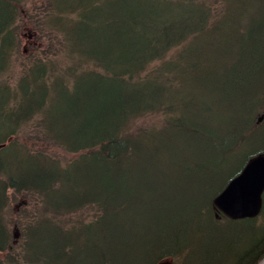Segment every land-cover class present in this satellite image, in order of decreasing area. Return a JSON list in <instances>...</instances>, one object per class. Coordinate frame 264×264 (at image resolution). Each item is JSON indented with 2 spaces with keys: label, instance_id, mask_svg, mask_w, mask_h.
<instances>
[{
  "label": "trees",
  "instance_id": "16d2710c",
  "mask_svg": "<svg viewBox=\"0 0 264 264\" xmlns=\"http://www.w3.org/2000/svg\"><path fill=\"white\" fill-rule=\"evenodd\" d=\"M61 1H57L56 11L64 6ZM98 1L90 6L97 5ZM220 1L224 7L214 14V3L210 0H106V43L109 34L115 37L113 33L122 34L123 41L119 46L114 44L107 51L106 61H102L82 49L75 57L76 51L71 46L74 30L70 27L83 17L84 10L74 6L73 0L68 8L79 18L62 22L59 18L60 27L56 26L55 30L66 35L67 56L91 67L83 70L80 66L84 64L76 63L70 68L69 76L77 81L75 89H80L85 80L93 79L105 86L106 93L90 97L82 94L75 115L55 113L53 107L59 98L53 91L60 79H54L50 86L41 82L49 81V67L37 61L20 81V103L11 110L5 104V109L0 106V132L7 128V132L0 133L1 253L8 252L12 245L4 214L11 200L9 193L14 192L16 196L30 197L32 203L26 208L35 207L30 213L23 211L24 216L34 217L30 225L23 226L21 247L24 257L21 263L16 260V264H159L165 259H179L181 264H189L192 258L189 239L195 235L214 236L220 241L224 239L219 235L223 226L230 235L239 236L245 245L239 253L234 252L232 264H259L264 260V194L261 213L254 219L232 221L214 204L215 198L247 163L264 154V144L247 156L240 167L230 170L225 179L219 180L217 164L206 163L218 158L220 148L211 140L209 132L200 127L199 112L186 104L181 114H189L192 110V119L189 124L182 125L174 107L178 98L170 102L168 95L173 88L200 85V52L194 51L195 61L182 70L184 79L192 80L193 84L184 83L174 75L173 60L154 69V65L164 61L174 49H179L176 51L178 58L182 53L185 56L193 43L216 28V20L241 0ZM25 2L27 0H0V16H3L0 18L3 23L0 25V75L19 49L20 7ZM196 9L199 14H194ZM182 11L189 13V18L175 20ZM231 39L241 57L235 64L239 68L240 82L234 84L236 90L226 102L233 103L228 106L241 120L229 130L231 136L240 125L247 129L235 146L241 149L264 128V121L258 124V118L264 115V17L255 26L250 25L247 33ZM117 40L115 37L113 42L117 43ZM242 56L247 59L246 66ZM24 83L30 84L27 92ZM4 89L8 91V88ZM90 98L97 104L91 103ZM238 104L240 108H233ZM251 104L255 109L245 118L244 113ZM159 112L172 113L163 129L143 130L137 135L124 134L132 120ZM41 114L40 125L45 128L46 139L70 153L83 152L79 157L80 167L72 175L66 166L31 155L22 148L36 162L35 166L28 173L21 172L18 167L16 173L11 168L8 170L4 157L12 147H18L16 140L11 143L8 140L16 137L24 123ZM91 123L95 125L92 128ZM11 124L13 128L8 129ZM166 142L200 148L207 158L199 175L188 174L186 195L175 208L174 201L163 198L169 182L157 186L158 199L154 204L149 203L146 191L151 178L144 172L148 163L142 166L146 162L142 151L149 153V162L160 150H168ZM76 178L84 181L75 183ZM65 185L69 186V193H63ZM199 190L205 193L197 194ZM84 210L93 212V218L79 221L78 226L69 223L71 217ZM12 257L9 254V261L15 260ZM6 263L7 260H0V264Z\"/></svg>",
  "mask_w": 264,
  "mask_h": 264
},
{
  "label": "rangeland",
  "instance_id": "374dc122",
  "mask_svg": "<svg viewBox=\"0 0 264 264\" xmlns=\"http://www.w3.org/2000/svg\"><path fill=\"white\" fill-rule=\"evenodd\" d=\"M57 1L61 0H27L20 7L21 17L18 23L20 27V46L18 51L11 57L10 65H7L5 71L0 75V106H3V108L5 104L6 108L11 110L20 103V81L26 75L28 68L37 61H42L49 67V81L41 80V82L50 86L54 79H60L58 80V87L53 91V95L59 98L58 103L53 107V109L55 108V113L67 112L68 115H75L77 107L82 102L80 99L82 94L85 97H90L92 94L105 95V86L93 79L85 80L80 89H75L77 81L73 80L69 75H71L70 68L78 63L79 60L67 56L65 48L66 35L56 31L55 27H60L57 23L59 18H62L61 22L63 20L77 21L78 14L73 15L74 12H70L71 8H68V6L73 4V0L61 1L60 4L64 6L56 11ZM210 1L214 3V14L222 6L224 7V3H221L220 0ZM95 2L96 0H75L73 5L80 10H84V15L82 18L78 17L79 20L74 27H70V30H74L71 46L76 51V58L78 57L77 52L82 49L92 57L106 61V54L109 53L107 51L114 44L119 46L123 41V36L112 32L118 39L117 43L113 42L115 37L110 34L106 43V0H99L97 5L91 7L90 5ZM194 14H199V11L196 9ZM178 15L175 18L178 21H184L190 16L189 13H183V11L180 14L178 13ZM2 17L0 16V18ZM263 17L264 0L238 1L232 5L227 14L221 15L216 20V28L202 35L197 42L193 43L191 51L188 50L185 56L182 53L181 57L178 58L179 53L176 51H179V49H174L165 57L164 61L157 62L154 65V69L161 68L165 63L173 60L175 63L172 65L174 75L182 79L184 83L193 84L192 80L189 79L187 81V79H184L182 70L188 67V63L195 61L194 51L200 52L201 59L198 75L201 76V83L197 81L200 85H195L194 87L188 85L182 89L173 88L168 95L170 102L178 98L174 103V107L177 115L180 116L182 125L189 124L192 119V110H189V114H181L186 104H191V107H195V112H199L201 116L200 127L209 132L212 137L211 140L220 148L218 149V158L214 161L207 160L206 163L217 164L216 169L220 177L219 180L225 179L230 170L240 167L247 156L264 144L263 128L255 134L246 146L241 149L235 148L247 129L245 125H240L238 130L232 132L233 136H231L229 130L231 131L233 125L241 120L234 115L232 109L228 106V104L233 103L230 100L228 103L226 102L231 93L236 90L234 84L240 82L238 77L239 68L235 64L238 58L240 60L241 57L237 54L235 44L231 38H235L241 33H247L250 30V25L255 26L256 23L263 20ZM0 25L2 26L3 23L0 22ZM242 61L243 65L246 66L247 59L244 56H242ZM80 67L85 70L90 68L91 65L84 64ZM63 76H66L65 80L62 79ZM29 86V83H24L26 92L29 90ZM4 88H8V91L6 92ZM218 88L223 89L220 90ZM8 93H10V98ZM7 98H9L8 103ZM92 98L89 101L97 104ZM103 104L105 102L100 105L103 107ZM251 105L244 113L245 118L247 115H251L255 109ZM240 107V104L233 106V108ZM49 111L51 110L49 109ZM42 116L43 114L38 115L35 119L24 123L17 130L16 137L8 140V143L16 140L18 147H20H12L4 157L8 170L11 168L13 173H16L15 170L18 167L21 172L25 170L28 173L35 166L36 162L32 161L27 153L23 151L26 150L31 155L42 156L58 162L60 166H66L65 168L72 175L73 171L80 167L79 157L83 152L70 153L46 139L44 136L45 128L40 125ZM169 117H172V113L164 115L159 112L145 118L134 119L128 123L124 134L137 135L143 130H161L167 125ZM94 126V123L90 124V128ZM11 128H13L12 124L8 129ZM5 132H7L6 127L0 133ZM166 147L168 150L163 149L159 153L157 152L154 158L150 160L151 162H148L149 153L146 150L142 151L146 158V162H143L142 166L148 163L145 166L146 168H144V172L151 178L149 190L146 191L149 196V203L154 204L155 199H158L160 193L157 186H162V184L169 182L170 184L166 188L167 192L163 194V198L168 201H174L175 205H173V208H175L177 206L176 203L181 202L179 200H182L186 195L184 189L189 186L186 179L188 174H192L193 177L199 175L207 158L202 154L203 152L200 148L197 149L187 144L166 142ZM76 181H81L80 183H82L84 180L76 178L74 182L76 183ZM69 192V186L65 185L63 193ZM153 192L157 193L154 195ZM196 192H198L197 194L205 193L204 190ZM9 196L11 200L8 202L9 205L6 206L4 218L11 232L12 245L8 252H0V260H7L6 264H16L14 263L16 260L21 263L24 257L21 247L23 226L30 225L31 220H33L32 217H34L32 215L24 216L23 211L27 210L30 213L35 207L26 208L29 207V203H32L28 195L16 196L14 192H10ZM187 201L189 202L190 198ZM92 218L93 212L84 210L82 213L71 217L72 221L69 223L78 226L80 225L79 221H86ZM225 228L223 226L220 230L223 232L219 235L224 236V239L220 241L215 240L214 236L198 237L195 235L194 238H190L192 258L189 264H232L234 252L239 253L245 248V245L239 236L230 235ZM9 254L14 256L15 258H12L15 260L9 261ZM159 264H181V261L179 259H165Z\"/></svg>",
  "mask_w": 264,
  "mask_h": 264
},
{
  "label": "water",
  "instance_id": "95a60500",
  "mask_svg": "<svg viewBox=\"0 0 264 264\" xmlns=\"http://www.w3.org/2000/svg\"><path fill=\"white\" fill-rule=\"evenodd\" d=\"M264 115L258 118V124ZM264 193V154L252 158L214 201L215 207L231 220L252 219L262 210Z\"/></svg>",
  "mask_w": 264,
  "mask_h": 264
},
{
  "label": "bare ground",
  "instance_id": "6f19581e",
  "mask_svg": "<svg viewBox=\"0 0 264 264\" xmlns=\"http://www.w3.org/2000/svg\"><path fill=\"white\" fill-rule=\"evenodd\" d=\"M259 264H264V260L262 262H260Z\"/></svg>",
  "mask_w": 264,
  "mask_h": 264
}]
</instances>
